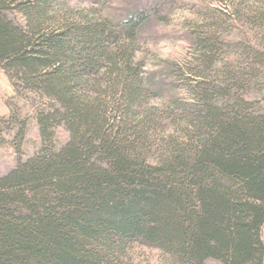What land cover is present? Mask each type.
Masks as SVG:
<instances>
[{
  "label": "trees",
  "instance_id": "trees-1",
  "mask_svg": "<svg viewBox=\"0 0 264 264\" xmlns=\"http://www.w3.org/2000/svg\"><path fill=\"white\" fill-rule=\"evenodd\" d=\"M151 12L111 22L59 0H0V67L48 100L38 153L0 176V264H126L133 243L173 264H264V110L246 94L264 54L216 71L217 40L197 35L200 80L173 108L178 135H164L134 57ZM59 124L69 138L56 148Z\"/></svg>",
  "mask_w": 264,
  "mask_h": 264
},
{
  "label": "rangeland",
  "instance_id": "rangeland-1",
  "mask_svg": "<svg viewBox=\"0 0 264 264\" xmlns=\"http://www.w3.org/2000/svg\"><path fill=\"white\" fill-rule=\"evenodd\" d=\"M59 3L74 12L99 11L111 22L119 21L128 9L152 8L134 57L141 65V74L152 82L145 107L155 109L153 120L164 127L167 136L176 133L173 120L181 117V111L173 108L192 100L188 86L200 80L195 72L199 59L197 35L208 32L207 36L217 40L212 45L216 71L224 67L228 70L229 66L245 61L248 52L256 51L250 59L253 63L259 60V54H264V32L259 27L264 0H59ZM5 15L24 26L20 9L11 7ZM247 87V96L256 102V108L264 110V73ZM47 103L46 97L35 90L11 81L0 67V176L13 169L19 160L25 161L38 153L42 139L36 116L47 110ZM20 131L22 137H16ZM68 138L62 124L53 129L54 147H60ZM125 257L126 264H173L159 250L136 243L127 249ZM205 264L221 263L208 259Z\"/></svg>",
  "mask_w": 264,
  "mask_h": 264
}]
</instances>
